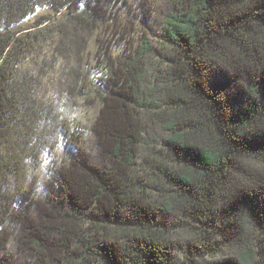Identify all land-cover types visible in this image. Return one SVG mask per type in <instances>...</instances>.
I'll return each instance as SVG.
<instances>
[{
    "label": "trees",
    "instance_id": "1",
    "mask_svg": "<svg viewBox=\"0 0 264 264\" xmlns=\"http://www.w3.org/2000/svg\"><path fill=\"white\" fill-rule=\"evenodd\" d=\"M111 1L0 0V264H264V0H171L158 47L89 59ZM48 41L91 118L43 98Z\"/></svg>",
    "mask_w": 264,
    "mask_h": 264
},
{
    "label": "rangeland",
    "instance_id": "2",
    "mask_svg": "<svg viewBox=\"0 0 264 264\" xmlns=\"http://www.w3.org/2000/svg\"><path fill=\"white\" fill-rule=\"evenodd\" d=\"M171 4V0H124V2L112 0L108 5L110 16L107 23L100 24L94 36L91 37L87 52L88 58L92 59L97 51L101 52L107 49L106 51L112 59L115 57L120 59L124 54L129 55L133 50L139 48L144 39L158 47L162 40L164 22L167 19ZM45 12L46 10L39 11L38 14L27 20V23L34 24L37 18ZM52 50L51 41H48L41 51V55L34 54L37 57L40 56L38 57L40 62L41 60H49L48 64L45 65L46 67L40 70V80L44 84V94L41 91L43 98L48 101L52 98L57 100L56 110L59 117L69 115L72 120L73 118L83 120L91 118L99 107V97H80L76 92H70L66 84H61L58 81L60 79L61 58L54 59L51 56ZM53 60H56V63ZM61 121L62 119L58 118L57 127ZM88 144L90 152L94 156H98V148L93 138L89 139ZM64 155L65 152L61 146L56 148L54 153L51 151L43 153L44 164L41 168V175L44 181L49 175L53 163H60ZM8 248L7 254L12 257L13 253L18 258V264H34L31 259L27 261L25 259L28 256L27 253L17 251V247L12 242L9 243Z\"/></svg>",
    "mask_w": 264,
    "mask_h": 264
}]
</instances>
